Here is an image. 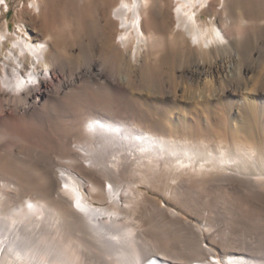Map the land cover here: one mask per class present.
I'll list each match as a JSON object with an SVG mask.
<instances>
[{"label":"bare ground","instance_id":"obj_1","mask_svg":"<svg viewBox=\"0 0 264 264\" xmlns=\"http://www.w3.org/2000/svg\"><path fill=\"white\" fill-rule=\"evenodd\" d=\"M160 1L105 0L78 62L32 36L31 27L18 26L22 36L13 37L5 26L0 264H264L250 241L232 237L245 230L264 246V103H253L264 98V57L254 58L249 37L241 41L228 0H218L213 21H201V13L215 0H171L168 37L157 21ZM40 3L31 0V13L57 28ZM2 7L7 12L6 0L0 17ZM106 24L117 37L104 61ZM156 43L165 49L152 51ZM151 56L161 61L156 77L144 70ZM93 87L130 89L141 106H129L141 115L114 116L106 104L65 108ZM217 199L238 224L223 239L182 217H192L195 202L213 200V220H220ZM203 235L211 248L200 244Z\"/></svg>","mask_w":264,"mask_h":264},{"label":"rangeland","instance_id":"obj_2","mask_svg":"<svg viewBox=\"0 0 264 264\" xmlns=\"http://www.w3.org/2000/svg\"><path fill=\"white\" fill-rule=\"evenodd\" d=\"M40 2H41L40 3L41 10L44 16L43 18L49 22L54 21V23H56L58 26L57 28H56V25H55V29L47 28L44 25L42 20H40L39 18H37L35 15L31 13L29 9L31 0H6L8 10L7 12H5L4 11L5 9L2 7L3 14L0 17V35H2L3 31H4V34L7 33L4 30L6 25L8 26L10 30V33L8 34H10L13 37L22 36L21 34H18V31H19L18 26H25V28L27 29L31 27L30 28L31 31H29V33L32 34V36H37L39 39L45 41L47 44L49 42V45L52 46L55 51L63 54L66 59L68 58L67 60L69 62H78L80 60V56L78 53L79 44L85 41L88 31L92 30L90 29L91 26L92 25L94 26V24H96V19H100L102 17V14H104L103 12L106 6L105 0L103 1L102 0H80V1L79 0H40ZM160 3H159V8H158L157 21L159 22L161 31L166 35V37H168V36H171L172 31H173V26H174V18L172 14L173 5L171 3V0H161ZM218 7L219 8L221 7L218 4V0L213 1L211 5L209 6V8L203 10V12L201 13V21H208V20L213 21L217 19L221 13V10ZM228 9L232 16V20L235 25V30L240 36L241 41L245 39L246 37H249L252 41L251 46L255 48V51L253 53L254 58L261 57V56L264 57V0H228ZM113 28L111 24L110 25L106 24L104 26L103 31L106 35V38L102 45V50H103L102 56H104L102 58L104 61L109 60L110 57L114 54V48H115L114 42L116 40L117 35ZM3 38L4 37H1V39ZM170 48L172 49V47ZM163 49H165V47L162 46V44L160 43H156L152 47V51L154 52L155 51L160 52ZM188 51L194 52L195 48L190 47L188 48ZM144 70L150 75L152 74L151 76L156 77L155 75H158L160 72H162L160 59L158 57L154 58V56H151L150 59L146 60L144 64ZM95 88L96 87L85 88L86 90L83 93L74 94L73 98L70 97L71 100L67 99L66 101L67 106H65V108L74 109L78 107L77 109H79V107H81L80 109H82L83 111H88L89 109L95 108V104H99V105L104 104V106L106 104L114 110L113 111L114 116H118V117L120 116L121 118L128 119V120L133 119L132 121H134V119L135 120L138 119V117L141 115V114L138 115V113H136L137 111L132 108L136 104L135 106H137L138 107L137 109H139L141 104L135 101L134 94L132 91H130V89H127V93L125 94L121 93L123 95H120L119 92H116V91L112 92V90H109L108 88L106 90L107 92L105 91L106 88L104 87H102V89L101 88L95 89ZM118 93H119V96L121 97L118 96ZM128 93L129 95L131 94L130 96L133 95L132 98L128 96ZM90 96L91 98H89ZM258 96H256L253 99V103H255L256 105H259V104L261 105L262 102L264 103V98L261 99L260 94ZM243 98L242 99L238 98V100L239 99L241 100L239 101L240 102L239 105L244 104L242 103V102H245ZM128 99H130L129 102H128ZM126 102H128L129 104L128 103L126 104ZM132 104L134 105L132 106ZM129 105H131L132 107H130ZM84 108H87V109H84ZM133 112L135 114H133ZM82 114H87V112L82 113ZM145 116H147L149 121L153 119V116L151 114H147ZM150 117L151 119H149ZM197 192L202 193L203 191L197 190L196 194L192 193L193 197H195L198 194ZM212 201L211 202L209 201L210 204L208 202L205 203L206 202L205 200L195 202L192 209L191 207L188 208L191 211L194 210L191 212L193 213L192 217L191 215L189 216L188 213L187 214L183 213L184 215L182 214V217L184 220L190 222L191 225L194 226V229H196V227L197 229H202L207 224L209 227H211L212 230L215 229L219 237L221 236L220 238L223 239L226 236H228L226 234L227 228L229 229H232L233 227L235 228L237 227L238 224L235 223L236 219L231 220L230 218H228L229 221L227 220L226 217H227L228 205L225 202H223V200H220V199H217V202H216L217 204L216 206H218V210H219L217 211L218 215L216 214V216H218L220 220L215 219L214 221L213 218L215 215L213 216V208H212L213 202ZM199 204H202V205H199ZM207 204L210 205L211 208ZM232 204L234 205V208L240 205L239 203H237V201H236V204H235V201L232 202ZM184 206L186 207L185 204ZM202 206L204 209L207 207L208 210H201L203 209L201 208ZM199 211L201 213V216H203V218L200 217ZM197 212H198V215H197ZM228 217L230 216L228 215ZM225 218H226L225 222L228 221V223L224 222ZM230 222H232L233 225L232 223L230 224ZM224 227H226V229ZM241 231H239L240 234L239 233L237 235L236 233L232 234L233 239L235 238L241 239L240 240L241 244H242V241L246 243L250 241L249 244L252 245L254 251L257 250L255 252H257L258 254H261V253L263 254L264 246L260 242V240L263 239L262 236L259 234H253V235L247 234L245 230H241ZM256 235L257 236L259 235V236L257 237ZM237 236H239V238ZM206 240L207 239L203 235V240L200 241V244H202L203 247H210ZM253 242H255L256 244ZM257 243H258V247H256ZM214 251H215L214 256L218 260H221L220 250L215 249Z\"/></svg>","mask_w":264,"mask_h":264}]
</instances>
